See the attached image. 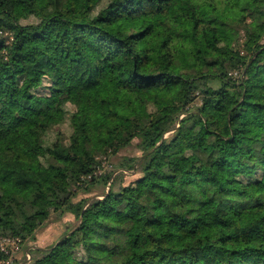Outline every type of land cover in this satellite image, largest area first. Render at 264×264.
<instances>
[{"label": "trees", "instance_id": "16d2710c", "mask_svg": "<svg viewBox=\"0 0 264 264\" xmlns=\"http://www.w3.org/2000/svg\"><path fill=\"white\" fill-rule=\"evenodd\" d=\"M1 238L8 264H264V0H0Z\"/></svg>", "mask_w": 264, "mask_h": 264}, {"label": "rangeland", "instance_id": "374dc122", "mask_svg": "<svg viewBox=\"0 0 264 264\" xmlns=\"http://www.w3.org/2000/svg\"><path fill=\"white\" fill-rule=\"evenodd\" d=\"M94 93V92H93ZM114 158V157H113ZM116 160V157L114 158ZM133 176L128 175L127 179H131ZM71 220H69L66 223H69ZM73 221L70 222V227L72 225ZM68 228V227H67ZM65 224L63 220H60L58 222L54 223H48L45 227L41 228L36 232L34 242L35 245L46 247L52 243H54L62 234L65 232ZM18 262L20 261V264H25V255H24V249L20 247V252L16 254Z\"/></svg>", "mask_w": 264, "mask_h": 264}, {"label": "built area", "instance_id": "2783aa9c", "mask_svg": "<svg viewBox=\"0 0 264 264\" xmlns=\"http://www.w3.org/2000/svg\"><path fill=\"white\" fill-rule=\"evenodd\" d=\"M8 246L10 250H16L18 248V242L11 238H1L0 239V249L4 252H8ZM8 259H0V264H8Z\"/></svg>", "mask_w": 264, "mask_h": 264}]
</instances>
